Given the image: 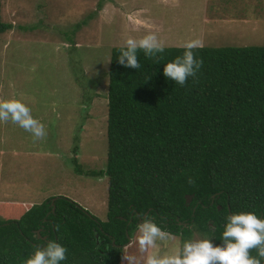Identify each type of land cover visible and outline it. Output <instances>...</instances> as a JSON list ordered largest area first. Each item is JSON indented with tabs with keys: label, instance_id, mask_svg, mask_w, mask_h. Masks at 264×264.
<instances>
[{
	"label": "trees",
	"instance_id": "1",
	"mask_svg": "<svg viewBox=\"0 0 264 264\" xmlns=\"http://www.w3.org/2000/svg\"><path fill=\"white\" fill-rule=\"evenodd\" d=\"M12 28L0 4V44ZM120 49L108 70L106 166L71 159L77 175L106 177V221L65 197L0 203V264H23L49 240L67 248L61 264H121L144 215L181 247L193 233L220 243L232 212L264 218V46L196 47L203 64L184 86L163 67L185 48L138 50V69L118 62Z\"/></svg>",
	"mask_w": 264,
	"mask_h": 264
},
{
	"label": "rangeland",
	"instance_id": "2",
	"mask_svg": "<svg viewBox=\"0 0 264 264\" xmlns=\"http://www.w3.org/2000/svg\"><path fill=\"white\" fill-rule=\"evenodd\" d=\"M13 25L0 44V203L42 204L65 197L101 222L107 179L77 175L106 166L107 86L111 49L126 35L155 33L164 47L264 46V0H0ZM222 13H225L222 15ZM216 17V20L213 19ZM223 18H227L223 20ZM184 48V47H183ZM42 126L37 136L24 125ZM75 141V142H74ZM78 145L77 155L73 148ZM132 234L123 255L140 264L181 247L179 237L139 251ZM206 239L193 233L190 240ZM121 264H128L122 258Z\"/></svg>",
	"mask_w": 264,
	"mask_h": 264
},
{
	"label": "clouds",
	"instance_id": "3",
	"mask_svg": "<svg viewBox=\"0 0 264 264\" xmlns=\"http://www.w3.org/2000/svg\"><path fill=\"white\" fill-rule=\"evenodd\" d=\"M198 42L189 40L183 47L181 56L164 64L163 74L169 80L184 86L189 77H195L203 64L193 49ZM143 50L146 56L164 52V45L155 33L142 38L126 35L120 49L118 62L124 67L138 69L137 52ZM18 105H4L0 110V119H7L8 112ZM35 121L29 120L24 126L31 128L37 136L43 135L42 126L36 127ZM226 223L220 243L211 239L186 240L182 247L160 255L151 253L144 258V264H262L264 258V218L252 211L232 212L225 217ZM137 235L133 243L138 244L141 253L149 248H156L157 241H167L172 233L164 231L153 219L144 218L137 224ZM257 249L258 256L250 255V249ZM67 248L57 241L49 240L23 260V264H61L67 259ZM128 264H140L135 255H123Z\"/></svg>",
	"mask_w": 264,
	"mask_h": 264
},
{
	"label": "crops",
	"instance_id": "4",
	"mask_svg": "<svg viewBox=\"0 0 264 264\" xmlns=\"http://www.w3.org/2000/svg\"><path fill=\"white\" fill-rule=\"evenodd\" d=\"M212 0H204V13L205 15H208L209 13H216L215 7L212 9L211 12H209V9L212 8ZM212 13L210 14V16L212 15ZM225 13H222V15H224ZM214 20H216V17H213ZM227 18H223V20H225Z\"/></svg>",
	"mask_w": 264,
	"mask_h": 264
},
{
	"label": "water",
	"instance_id": "5",
	"mask_svg": "<svg viewBox=\"0 0 264 264\" xmlns=\"http://www.w3.org/2000/svg\"><path fill=\"white\" fill-rule=\"evenodd\" d=\"M190 201V199H188V202ZM146 217V215H144L143 217H142V219H144ZM37 234H39L38 232H37Z\"/></svg>",
	"mask_w": 264,
	"mask_h": 264
}]
</instances>
